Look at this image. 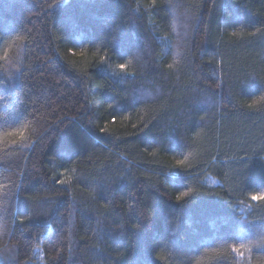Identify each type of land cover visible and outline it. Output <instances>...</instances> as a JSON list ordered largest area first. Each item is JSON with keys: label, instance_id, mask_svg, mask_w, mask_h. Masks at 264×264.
<instances>
[{"label": "trees", "instance_id": "1", "mask_svg": "<svg viewBox=\"0 0 264 264\" xmlns=\"http://www.w3.org/2000/svg\"><path fill=\"white\" fill-rule=\"evenodd\" d=\"M261 97L264 0H0V264H264Z\"/></svg>", "mask_w": 264, "mask_h": 264}, {"label": "snow or ice", "instance_id": "2", "mask_svg": "<svg viewBox=\"0 0 264 264\" xmlns=\"http://www.w3.org/2000/svg\"><path fill=\"white\" fill-rule=\"evenodd\" d=\"M233 35H235V33H233ZM75 55H79V56H83L84 53H74ZM103 62V61H101ZM117 67L120 69L121 72L126 73L127 71V65L126 64H120L117 65ZM172 66L169 65V68H171ZM260 103H264V97H261L259 100H254L251 104H247L246 107H248L249 109L255 108L257 104ZM125 119H127V117H125ZM115 119L113 120V123H115ZM102 132H108L111 131L110 125L106 124L104 125V127L101 129ZM8 135H14V136H19L21 140L24 139V134L21 132H14V133H8ZM173 165L177 168H183L185 166V162L183 160H178V161H174ZM62 175H66L64 173H62ZM60 184H66L67 180L61 179L59 181ZM191 193L189 192H183L180 195L176 196V201L177 202H181L185 199V197L189 196ZM250 199L252 201L255 202H261L264 203V192H261L259 194H253L250 196ZM21 223H24V221L22 220ZM231 251L235 254H237L238 256H240L241 258H243L244 252L248 251L251 252V246L247 245V244H240V245H231Z\"/></svg>", "mask_w": 264, "mask_h": 264}]
</instances>
